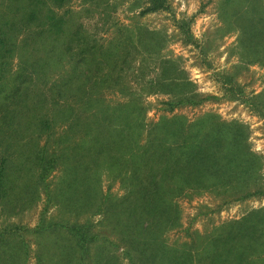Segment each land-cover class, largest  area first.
Returning <instances> with one entry per match:
<instances>
[{"label": "rangeland", "instance_id": "rangeland-1", "mask_svg": "<svg viewBox=\"0 0 264 264\" xmlns=\"http://www.w3.org/2000/svg\"><path fill=\"white\" fill-rule=\"evenodd\" d=\"M166 4L142 13L149 0L50 1L59 15L75 12L66 36L50 33L43 43L35 39L36 27L16 36L11 73L47 50L49 82L70 70L68 48L78 46L70 33L81 23L101 44L118 48L116 54L129 51V59L119 84H93L84 101L63 102L65 111H58L51 133L38 125L50 111L49 98L39 95L46 88L42 81L24 94L28 108L18 106L19 114H10L13 123L0 133L10 140L7 148L0 141V158L5 149L9 157L7 193L0 201V264H143L132 262L140 248L129 246L138 219L128 210L134 197L128 192L146 176L149 158L138 167L133 160L159 134L156 125L172 118L169 142L217 137L221 144L213 149L220 161L198 180L166 179L174 184L164 201L171 202L175 222L171 216L164 220L159 250L195 255L196 262L181 264H209L217 254H229L228 264H264V0ZM2 8L0 0V18ZM186 97L202 102L173 109L167 103ZM68 107L81 119L71 132ZM237 126L244 134L239 142L232 141ZM39 149L47 162L56 159L45 179L36 160ZM253 211L260 213L246 220ZM41 220L88 224L97 240L84 262L68 230L37 231ZM235 221L243 223L241 230L230 226Z\"/></svg>", "mask_w": 264, "mask_h": 264}, {"label": "trees", "instance_id": "trees-1", "mask_svg": "<svg viewBox=\"0 0 264 264\" xmlns=\"http://www.w3.org/2000/svg\"><path fill=\"white\" fill-rule=\"evenodd\" d=\"M50 1L55 4H63L67 0H1L3 12L1 14L2 18L0 19L4 21H0V133L4 132L8 124L13 123L10 114H19L18 106L24 109L28 108L27 96L24 94L30 93L36 87L33 86L34 82H43L46 88H42L40 90L42 92L39 95L47 96L50 100V111L47 116H42L39 119L38 124L40 131L47 133L57 125L54 123V119L58 115V111L60 109L65 111V108H62L65 106L63 102L71 99L82 102L84 101L85 94L88 92V86L98 83L117 85L124 77L122 71L125 70L124 64L128 62L129 51L124 49L125 51L123 53L116 54L118 48L112 46V43L107 46L101 44L100 39L96 36L97 34L88 32L83 23L75 26V29L70 33V41L76 42L78 46L77 48L73 46L68 48L71 49L69 58L70 70L65 77L53 82H49V78L46 79L47 66L50 64V57H52L49 56L47 50L38 59L32 62L22 63L15 74L11 73L14 64L12 59L17 46L16 36L23 32L24 29L26 31L31 29V27H36V32L34 33L36 36L35 39L43 43L46 38L48 39L50 37V33L61 37L66 36L67 31H69L70 25L68 24L73 21V14L75 12L68 11L63 15H59L50 5ZM149 2L151 5L143 10L142 13L168 8L166 0H149ZM34 50L39 52L41 48L36 45L34 46ZM52 52L55 53V49L52 48L50 53ZM117 67L121 68L116 69ZM92 102V98L87 100L89 104ZM201 102L202 100L200 99L186 97L177 102L167 103L173 109L177 105L187 103L196 105ZM68 108L70 110L69 114L71 115L68 130L71 132L77 126L78 120L81 119L78 116L72 115L71 112L75 110L74 107ZM97 115L98 112H96V118L98 117ZM105 120L109 123L111 121L110 118H106ZM174 121H176L175 118L163 119L158 123L155 129L159 128V134L153 139H150L146 144V149L140 154L137 153L139 158L133 160V167H138L140 165V159L146 161L149 158L147 161L148 170L146 176L141 180L135 179L136 186L134 188L132 187L128 192L130 196H134L130 198L131 201L130 206L128 205V210L131 214H135L138 219L135 224L138 228V233L134 234L131 241L127 238L130 241L129 246L131 249H135V244H138L140 248V256L138 259L132 260L134 263L181 264L182 262H196L195 255L186 249L185 252L181 253L172 248L166 252L159 250L160 231L164 220H169L167 217L171 216V221L174 220L175 222V217L170 214L172 210L171 202H168V200L164 201V198L169 193H167V190H171L174 184L166 181V179L175 178L188 183L193 180H198L200 176L207 175L208 170L210 171L220 161V153H217L213 147L219 146L221 143H217L218 138H213L212 135H209L212 136L211 140H207V135H205L204 139L198 143L189 142V140L184 141V143L176 141V143L169 142L167 131L170 128L169 124ZM165 127H167V130ZM162 132H165V134H162ZM243 136L244 134L240 132V126H237L235 133H232V141L239 142L244 138ZM0 141L6 145V148L10 145V140H7L4 136ZM45 153V150H40L36 155L37 164L41 167L42 165L44 166L41 168V177L43 179L47 178L48 172L55 167L54 164L56 161L53 157L47 162ZM155 160H157L158 165L151 166L150 163ZM8 162L9 157L5 149L0 158V201H2L7 193L6 180L8 176ZM137 172L138 170L136 169L133 171V174L136 175ZM256 193L257 191L248 193L247 195H255ZM259 213L260 211H253L246 220H252L254 215H258ZM144 220H149L147 226H145L144 223L146 221ZM44 222L45 220H41L39 226H37V231H55L59 227L68 230L76 239L77 245L81 246L79 258L81 262H84L91 243L97 240V236L92 233L90 226L86 223L78 222L66 225L57 222H51L45 225ZM230 226L233 230H241L243 223L241 221H235ZM255 227L252 224L247 225V228L253 229V233H255ZM237 234L244 235L241 232ZM3 236L4 233L0 232V240H2ZM229 260H231L229 254L227 256L217 254L209 264L232 263ZM91 261L95 262V258H92Z\"/></svg>", "mask_w": 264, "mask_h": 264}]
</instances>
